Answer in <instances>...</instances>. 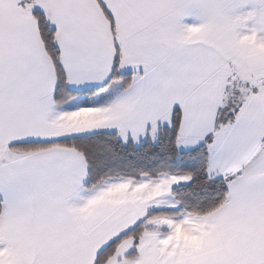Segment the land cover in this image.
<instances>
[{"label": "snow or ice", "instance_id": "snow-or-ice-1", "mask_svg": "<svg viewBox=\"0 0 264 264\" xmlns=\"http://www.w3.org/2000/svg\"><path fill=\"white\" fill-rule=\"evenodd\" d=\"M87 86L115 95L62 109ZM81 109L99 111L66 122ZM165 126L205 150L214 203L156 210L193 172L86 184L62 139ZM117 186L142 191L95 203ZM194 223L196 249L176 239ZM0 264H264V0H0Z\"/></svg>", "mask_w": 264, "mask_h": 264}, {"label": "trees", "instance_id": "trees-1", "mask_svg": "<svg viewBox=\"0 0 264 264\" xmlns=\"http://www.w3.org/2000/svg\"><path fill=\"white\" fill-rule=\"evenodd\" d=\"M102 87V86H100ZM98 92V87L84 90L72 89L65 101L80 97L81 104L88 105L91 96ZM175 132L166 126L157 138L146 137L139 143L129 139L122 141L115 133L98 132L86 136L68 138L85 146L89 159V173L86 184L95 181L103 183L113 178H131L141 180L143 177L156 179L162 174H183L193 172L195 175L188 184L173 187L174 197L180 201V209H156L164 212H180L185 206L199 204L208 206L218 199L217 193L224 190L218 183L205 184L202 146L190 150H181L174 144Z\"/></svg>", "mask_w": 264, "mask_h": 264}, {"label": "crops", "instance_id": "crops-1", "mask_svg": "<svg viewBox=\"0 0 264 264\" xmlns=\"http://www.w3.org/2000/svg\"><path fill=\"white\" fill-rule=\"evenodd\" d=\"M96 87L97 86H87V87H84V88H81V89H75L74 88V90H84V89L96 88ZM114 95H115V87H113L111 89H108L106 91H103V92H99L98 91V92L94 93L91 96L90 103L88 105L81 104L79 96L78 97H73V98H70V99L65 101V103L62 105V109H64V110H72V109H75V108L80 107V106H90V105L103 103L106 100L110 99ZM98 111L99 110H97V109H81L79 112L69 114L68 117H67V121L66 122H70L72 124L87 123L95 115H97ZM98 132H112V133H115V129H106V128L93 129V130H89V131L83 132L81 134L72 136V137H64L62 139L81 137V136H86V135H90V134L98 133ZM145 138L146 137H141L138 141H134V142L139 143L140 141H142ZM198 146H200V145L189 146V147H179V149H181V150H190V149H193V148L198 147ZM158 178H156V179H158ZM122 179H129V178H125V177L113 178V179H109V180H107L105 182L113 183L115 181H119V180H122ZM147 179H152V178L143 177L141 180H147ZM87 180H88V178L86 179L85 183H87ZM141 180H139V181H141ZM135 181H137V180H135ZM105 182L101 183V185L104 184ZM189 182H181V183H178V184H174L173 187L176 186V185H179V184H188ZM137 191H142V189H140V190L133 189L132 192L130 193L129 189L127 187L117 186V187L108 189L104 193H102L97 198L95 203L99 204V203H103L105 201H108V202H121V201H123L125 199L132 198V196ZM171 198L172 197H169V199H171ZM180 207H181V204L177 205L175 208H172L170 206H160L157 209H175L176 210V209H180ZM196 232H199L200 234H195ZM176 239L177 240H182L184 243H186L187 245H189L190 247H192L194 249L199 248L201 243H202V240H203V228H202L201 225H198V224H195V223L193 224V231H188V230L183 229L182 227L178 226L177 229H176Z\"/></svg>", "mask_w": 264, "mask_h": 264}]
</instances>
